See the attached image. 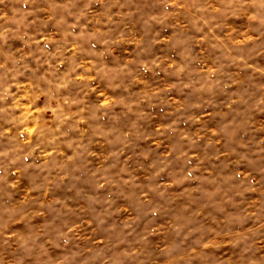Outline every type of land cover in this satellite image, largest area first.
I'll list each match as a JSON object with an SVG mask.
<instances>
[{"label":"clouds","instance_id":"clouds-1","mask_svg":"<svg viewBox=\"0 0 264 264\" xmlns=\"http://www.w3.org/2000/svg\"><path fill=\"white\" fill-rule=\"evenodd\" d=\"M0 264H264V0H0Z\"/></svg>","mask_w":264,"mask_h":264}]
</instances>
